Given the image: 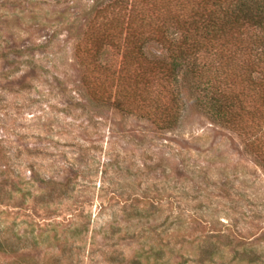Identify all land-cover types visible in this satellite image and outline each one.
Returning <instances> with one entry per match:
<instances>
[{
	"label": "rangeland",
	"instance_id": "obj_1",
	"mask_svg": "<svg viewBox=\"0 0 264 264\" xmlns=\"http://www.w3.org/2000/svg\"><path fill=\"white\" fill-rule=\"evenodd\" d=\"M94 2L0 0V264H264V25L153 123L113 105L120 52L81 62Z\"/></svg>",
	"mask_w": 264,
	"mask_h": 264
},
{
	"label": "trees",
	"instance_id": "obj_2",
	"mask_svg": "<svg viewBox=\"0 0 264 264\" xmlns=\"http://www.w3.org/2000/svg\"><path fill=\"white\" fill-rule=\"evenodd\" d=\"M261 8L257 12L263 16L254 15L247 0H95L83 42L86 60L81 62L86 71L93 65L102 72V51L112 47L120 52V66L110 72L117 82L113 105L157 123L162 116L160 102L178 84L180 74L184 79L191 75L209 80L214 74L196 64L201 54L215 49L224 56L232 34L245 25L263 27ZM236 42L240 43L238 37ZM153 44L161 46L160 53H149ZM226 58L222 66L233 72ZM90 95L98 101L94 91ZM227 102L214 97L204 111L218 118L229 108Z\"/></svg>",
	"mask_w": 264,
	"mask_h": 264
}]
</instances>
